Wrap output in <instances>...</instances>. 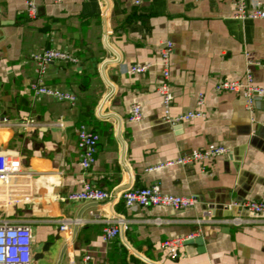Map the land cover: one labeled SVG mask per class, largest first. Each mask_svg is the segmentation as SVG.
Masks as SVG:
<instances>
[{
	"label": "crops",
	"instance_id": "0c3cea01",
	"mask_svg": "<svg viewBox=\"0 0 264 264\" xmlns=\"http://www.w3.org/2000/svg\"><path fill=\"white\" fill-rule=\"evenodd\" d=\"M36 3L38 15L31 19L26 0H0V121L7 120L0 125V153L16 156L24 171L2 184L1 210L29 221L34 254L52 242L32 264H79L87 253L105 264H264V217L241 225L223 221L230 213L251 216L230 212L232 201H264V97L251 113L241 93L214 89L248 70L264 87V19H236L233 0ZM166 40L174 44L171 114L198 109L203 92L205 117L175 125L163 120L158 61ZM49 47L79 59L52 62L41 80L74 92V104L35 96L29 88L40 81L30 54ZM135 63H149V70L128 73ZM134 103L142 107L140 121L129 119ZM80 124L100 134L88 170L77 144ZM220 145L226 154L166 165ZM84 181L115 193L159 183L165 193L198 202L176 210L62 199ZM209 211L213 220H203ZM118 216L126 226L104 241V226ZM191 235L175 258L161 246Z\"/></svg>",
	"mask_w": 264,
	"mask_h": 264
},
{
	"label": "built area",
	"instance_id": "2783aa9c",
	"mask_svg": "<svg viewBox=\"0 0 264 264\" xmlns=\"http://www.w3.org/2000/svg\"><path fill=\"white\" fill-rule=\"evenodd\" d=\"M63 0H55L62 2ZM235 5L234 17L239 20L245 19H264V1L252 0L251 4L247 0H233ZM136 4H141L142 0H135ZM27 15L31 19H35L38 15V6L36 0H26ZM174 44L170 40H166L159 52L158 65L160 67L161 76L158 85V91L162 96L164 105V121L171 124H180L195 118L206 116L203 110L205 104V94L200 92L197 97L198 109L190 110L177 115L171 114V56ZM30 58L36 64V72L40 81L30 83V90L35 96H47L57 101H64L74 104L77 101V95L68 90H62L47 84L41 80L45 76L49 65L55 61H63L66 63L77 64L79 59L71 52L54 47L45 48L41 51L32 52ZM149 63H135L128 66L127 71L130 74H145L149 70ZM214 89L220 91L238 92L243 95L246 101V108L249 112H253L257 101L264 97V87L255 83L252 73L248 70L243 79L224 78L215 84ZM143 118L142 107L139 103H134L130 109L129 119L131 121H140ZM6 123L4 119L0 121V125ZM100 134L90 129L85 124H80L77 130V144L81 166L84 170H88L96 162V154ZM228 148L225 146H214L200 149L189 154L178 157L173 161H168L166 165L181 164L188 165L198 162H204L219 155L226 154ZM24 174L19 165V159L16 156L4 155L0 153V264H32L34 255V229L27 220L15 219L2 216V201L5 202L6 196L2 194V184L8 182L13 176ZM63 200L68 201H122L128 207H151V206H168L179 210L194 206L198 200L194 196L175 195L163 192L159 183L150 186L128 188L120 193L104 190L94 186L89 181H84L80 190L69 193ZM226 208L232 212L233 209L244 211L251 216H245L240 213H230L223 221L234 225L256 221L264 217V201L248 200V201H232L226 205ZM205 221L213 220L211 212L208 213ZM158 222L162 219L157 218ZM76 222V221H75ZM103 228L102 239L110 241L126 226V219L118 216L115 219H109ZM61 226L66 228V222ZM189 237H172L161 243L162 248L171 251L172 258L179 255L185 241ZM79 264H105L95 263L90 254H85Z\"/></svg>",
	"mask_w": 264,
	"mask_h": 264
},
{
	"label": "water",
	"instance_id": "95a60500",
	"mask_svg": "<svg viewBox=\"0 0 264 264\" xmlns=\"http://www.w3.org/2000/svg\"><path fill=\"white\" fill-rule=\"evenodd\" d=\"M186 243H187V241H186ZM51 246H52V242H46V243H44V245H43L41 251H36V252H35V254H34V259H35V260H38V259H40V258H43L44 255H45V253H46L47 251L50 250V247H51Z\"/></svg>",
	"mask_w": 264,
	"mask_h": 264
},
{
	"label": "rangeland",
	"instance_id": "374dc122",
	"mask_svg": "<svg viewBox=\"0 0 264 264\" xmlns=\"http://www.w3.org/2000/svg\"><path fill=\"white\" fill-rule=\"evenodd\" d=\"M37 239V238H36ZM37 246H38V249H41V243H40V240H39V238L37 239Z\"/></svg>",
	"mask_w": 264,
	"mask_h": 264
}]
</instances>
